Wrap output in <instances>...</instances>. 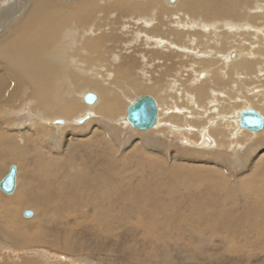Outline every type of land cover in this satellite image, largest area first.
Listing matches in <instances>:
<instances>
[{"label":"rangeland","instance_id":"obj_1","mask_svg":"<svg viewBox=\"0 0 264 264\" xmlns=\"http://www.w3.org/2000/svg\"><path fill=\"white\" fill-rule=\"evenodd\" d=\"M1 2L3 1L0 0V3ZM10 2L14 4L12 0H10ZM59 2L65 6V4H75L77 1L60 0ZM122 2H127V0H123ZM139 2H147V0H140ZM163 3L162 0L158 3L159 9L162 8ZM167 4H169L168 1ZM233 4L239 5L240 3H238L237 0H233ZM250 7L248 8L249 12L246 13V15L251 14L256 8L251 4ZM244 8L245 7H242V11H245ZM115 11L110 13L113 14L112 16L110 15V18H101L102 21H105L103 22L105 24L101 25L102 28L99 27L101 31L96 30V36H100L105 43H108V45L111 44V56L116 55L123 58L121 61L117 62L118 64H110L112 66L109 67V70L112 69L111 74H109V70L106 73L101 72V74H103L102 76L105 77V83L109 82V86L115 85V90L120 94L119 96L123 109L119 115L115 118H111L112 120L107 121L102 120L100 117L98 119L97 117H92L82 124L79 123V127H76V125L73 124V120L76 118H72L69 121L71 124L69 125V128L71 129L68 131H73L74 133L65 132L66 130L64 127L57 125L47 126L45 123V127H53V130L51 131L53 135L50 134V137L48 135L45 136L44 140L38 143L41 151L33 150L32 146H22L18 149V152L26 155L31 154V157H35L34 153L41 152L37 162L43 158H45L46 162L44 161L41 163L42 165L38 166V171L40 173L44 171L50 172L49 168L52 169V166L54 165L60 167H64L66 164L70 165V160L74 154L76 156L80 155L79 157H81L86 154V151H88L87 153L90 151L94 154L95 158L103 157V155L94 153L96 150H98V153H101V150L99 149L102 147L112 153L111 157H114V159L110 165L115 161L118 163L113 165V167L105 165V163L108 162L107 158H105L106 161H104V164L93 162V178L101 180L99 184H103V179L109 180V177L113 175L117 177L119 182H123L119 190L120 194H110L109 203L105 208L99 210L101 211L100 215L102 217L93 218L95 221L102 222L98 225L101 227L99 228V232L102 233V230L105 231L111 229L113 225L115 230H112L106 235L110 238L109 243L112 241L119 244L120 241H116L113 238L122 232V234L125 235L122 236V238H125L126 240L130 239L135 242H141L142 240L141 243L145 242L146 244H149L148 247L156 248L158 251L153 253L142 250L143 252L140 251L137 253V256H135L132 255L134 251L130 252L129 244H127L128 246L126 245L119 249L121 251L120 254L114 251L109 252L106 248L92 250V252L89 250L90 253L83 252L80 254H74L56 249L53 250L52 248L44 247V245H36L27 249L28 254L31 255L35 252L32 257H35L36 259L41 256L39 252L42 253V255L48 253L54 258L63 256L67 259H61L62 261L59 262L64 264H71L72 262H74L72 264H78L76 261L84 264H87L89 261H92L93 263L102 262L104 264H152V262L149 261L152 258L155 260H166V262L162 264H173V262L180 264L181 260H184L186 264H264V131L253 133L246 132L247 134H245L243 133L245 131H241V133L236 130L237 135L239 136L233 140H231L233 138L232 135H228V132L225 133L226 135H223V137L225 136L224 138L219 134L220 126L222 124L227 122H231L233 125L235 124L237 110H243L249 107L245 106L243 101L248 100L255 110L258 109L257 111L264 114V111H261L264 109V82H260L258 78L261 77L262 80H264V64L260 65L262 67L261 75L259 74L260 70L257 72L259 68L250 67L247 70L245 66L240 64V73L248 71L251 74L250 76L254 77L256 75L257 82L252 78L240 81V77L238 75H235V77L234 74L236 73L233 74L231 72V66H224V63L218 58L216 68L221 69L228 75L226 78H230V80H227V84L215 88L214 85L210 86L209 81L206 80L203 83L193 86L191 84L194 82V78H196L198 74L202 79V76L203 78L206 77V70L210 69L208 71L211 73L216 70L213 62L212 67H210V65L202 67L201 65L203 63L191 54L192 51H195L199 52V55L204 54V57L202 56L200 58L211 59V57L214 56L211 51L213 45L207 49L202 47L203 45L205 47L207 46L206 42H211L210 36L203 38L205 43L202 45L201 38L198 34H195L197 32L185 31V33H188L189 39L196 40L194 46L195 49L193 50L191 48L187 55L182 48V45L185 44L184 42L186 40L183 36L186 34H182L183 36L180 34V38L175 40L171 38L174 35L166 31L173 26L175 21L170 17L172 14L170 9L163 11L165 14L164 17L158 12H155L156 16L154 15V17L153 13L144 15L143 17L149 20L147 24H151L149 26L144 21H141L139 25H136L135 21L126 17L121 20V16H119L120 12L118 13ZM255 13L256 12H253L251 14V19L262 20L261 17L255 16ZM115 15H118L119 17H116ZM191 18L194 20L199 19L197 16H191ZM228 20H232L234 23L238 22L231 18H227V20L225 19L223 22ZM182 21L183 18L180 22L181 25L185 23V20L184 23ZM245 21L247 22L246 19ZM250 22L249 24L251 25L262 26V23L260 24L258 21L250 20ZM156 23L158 26H163V28L167 26L166 30L158 29V31H156L157 35L151 32L153 30L149 31L148 27H151L152 24ZM241 23H243V21ZM188 24L189 23H186V25ZM126 27L127 29H125ZM174 28H176V26H174ZM225 28L220 29L219 31L222 30V32L218 33V35H221L220 40L222 42V50L220 54H216V56H225L224 58L229 60V64H233L241 58L230 60L229 55H227L228 52L231 50H239L243 55V49L240 47V44L245 43L239 41V35L237 34L241 33L234 32L237 35L235 37L236 39H234L230 37L232 33L225 31ZM108 29L110 31H108ZM178 29L179 31L183 30L180 28ZM102 30L105 33H103ZM162 31L167 32L164 33L166 35H164ZM138 34H141V36ZM146 37L153 40H150L147 45L154 44L156 39L167 41L165 42V45L169 47V50L164 51L161 50L163 47H160L161 55H159V50L152 47L147 49L144 47L145 43L143 41ZM259 38L261 40V35ZM111 39L113 41H111ZM234 40H236V44L234 43ZM213 41L214 40H212V42ZM250 41L253 42V40ZM231 45H234V47L229 48ZM174 46H177L178 48L175 49ZM223 46L226 48L223 49ZM260 47L262 48V46ZM113 51H115V53ZM251 53L253 54L254 52L247 50L246 53H244V56L247 57L243 58V62L249 57H255L250 56L252 55ZM255 54L257 56L262 55L259 49L255 51ZM142 55L147 59L146 64L142 61ZM262 56H264V54ZM123 65L124 67H122ZM128 65L133 66L130 73L133 76H136V79L132 80L136 85L133 89L132 86L127 85V82L121 81L118 84H115L116 81L112 80V78L118 79V74ZM193 68L196 75L192 71ZM112 73H114L116 77ZM203 80L204 79H202V81ZM222 82L226 83L225 81ZM240 82H243V84L241 83L240 85ZM234 83L237 86L239 84L240 89L238 90L242 96L237 94L238 92L236 93L237 90L233 88ZM108 84L105 88L109 87ZM130 84L133 85L132 83ZM139 87L140 90H138ZM121 88L122 91L119 92ZM200 89H202L203 92L200 91ZM88 90H90L88 92L99 96V94L93 89ZM153 90L155 91L153 92ZM211 90L217 93L219 99L218 102H211L212 105L214 104L213 106L211 103H207L209 92H211ZM221 94H224V98ZM226 94H231V96L232 94L234 95L227 98ZM142 95L152 96L158 101V106L160 107L159 113L161 112V121L158 118L161 127L158 129L149 130L148 132L140 131L131 127L125 119L127 116L126 109L129 105L128 99H130L129 101H133ZM188 96L192 98H188ZM235 98L239 100L234 102L233 100H236ZM240 99H242V101ZM80 103L84 104V106L86 105L85 107H89L85 104L86 102L83 103V100H81ZM229 105L233 107L232 110L229 108ZM234 109H236V114ZM215 110H218V112H214ZM166 112V117H163ZM79 113H81L80 109ZM2 116H5V114L0 111V125ZM59 119H62V117ZM117 121H121L120 126L117 125ZM169 125L181 128L179 130L181 133L172 130ZM17 127L23 130L26 129V125ZM94 127H101L103 130H108L110 133L107 131V133L105 132L94 140L89 141L88 137L91 134V129ZM77 128L83 129L76 130ZM184 129H190V131ZM210 129H213V132ZM230 130L231 132H234L232 128H230ZM201 131H208L209 138L212 139L213 145L211 144L208 146L204 141V138H200L201 135H199V132ZM87 145L88 149H86ZM221 154L224 158L221 157ZM102 160H104V158H101V161ZM8 162L9 161H7L5 171L1 174V177L7 173L10 165L15 164L18 168V176L16 174V179L18 178V186H16L17 192L19 191L24 195H27L30 193L29 190L31 186H34L33 189L37 188L35 183L30 185L31 181L28 179V172L31 168L35 167L33 166L35 161L32 160L21 164L17 160H10V162ZM79 163V165H74L71 170L69 168L65 172H57L58 177H53L55 180H52L51 178V182L58 184L59 181L63 180L62 178L64 174H68L70 171L73 174H76L78 168H88L87 164H83V161H79ZM160 169L161 171L163 170V172H161ZM111 170L112 173L108 174ZM53 172L56 174L54 170ZM166 174L168 175L166 176ZM41 175L38 176V179L43 181L44 178H42ZM214 181H217V184H215ZM133 183L134 186L131 187L137 188V190L135 193L132 192V194L126 190L125 184L130 186L133 185ZM39 185L40 187L38 190L30 194V197L32 194H36L31 198H37V195L39 199L44 197L43 192H46L44 184L39 182ZM74 185V183H70V185L67 184L65 187L70 186V189L72 190L74 189ZM17 192L15 190L11 196H14ZM121 194L122 196H120ZM7 195L8 194L0 192V197H8ZM172 195L175 196V198H173ZM107 198L108 197H106V199ZM54 202H56V199H50L48 202L49 205L47 203L48 211H53L52 205ZM177 202L179 203L177 204ZM120 204L125 205L126 210L121 209ZM22 205L24 208H20V215H18L22 222L26 223L32 221L36 216H34V213L36 214L37 212L39 214V208H35L37 209L35 211L28 208L26 204ZM26 210L33 213L31 218L25 217L24 211ZM61 213L62 211L59 214ZM36 220L40 221L39 218ZM23 230L25 231L27 229ZM27 231L29 233V230ZM102 237L103 236L95 235L93 241L97 242V239ZM77 242L79 243L80 241L77 239ZM78 243L77 245L80 248V244ZM169 247L171 249H169ZM165 248H167V250H165ZM213 250L216 252L210 253ZM234 258L235 260L233 261ZM45 259L49 263L54 261L47 257H45ZM8 262L13 264L12 260Z\"/></svg>","mask_w":264,"mask_h":264},{"label":"bare ground","instance_id":"obj_2","mask_svg":"<svg viewBox=\"0 0 264 264\" xmlns=\"http://www.w3.org/2000/svg\"><path fill=\"white\" fill-rule=\"evenodd\" d=\"M2 1L3 2L0 3V19H1L0 22V111L4 113L5 116H2L1 125H0V184L4 180L6 175L9 173L12 166L15 167L17 171L16 174L18 176V168L15 166V164L14 165L12 164L8 167L7 173L3 177H1V174L5 171L7 161L10 162V160H17L21 164L33 160L35 161L33 165L35 167L31 168L30 171L28 172V179L31 181L30 185L32 183H35L37 185V188L33 189L34 186H31L29 190L30 193L27 195H24L22 192L19 191L17 192L16 189V186H18V178H17L16 186L14 189L16 190L17 193L14 196H11L15 192L14 191L12 194H8L7 195L8 197L6 196L0 197V264L3 262H4L3 264H11L10 262H8L10 260H12L13 264H64L59 261H62L61 259H67L63 256L54 258L48 253L46 254L43 253L44 255H42V253L40 252L39 254H41V256L38 259H36L35 257L33 258L32 255L35 252L29 255L27 249L32 248L36 245H44V247L52 248L53 250L56 249V250L65 251L66 253H74V254H80L83 252L90 253L89 250H91L92 252V250H96L100 248H106L109 252L114 251L120 254L121 251L119 249L129 244L130 252L134 251L132 255L137 256V253L142 250L156 253L158 249L148 247L149 244H146L145 242L141 243L142 240L141 242L138 241L135 242L130 239L126 240L125 238H122V236H125L124 234H122V232L116 235L115 238H113L116 241H120L119 244L112 241H111L112 243L111 242L109 243L110 238L109 236L106 235H108L109 232H111L112 230H115V228H113L114 226L112 225L111 229L105 231L102 230L101 233L99 232V228L101 227H99L98 225L102 222L95 221L93 219L94 217L97 218L102 217L100 215L101 211L99 210L101 208L102 209L105 208L106 205L109 203L110 194H115V193L120 194L119 190L123 182H119L116 176L113 175L109 177L110 178L109 180L103 179L102 180L103 184H99L101 180L97 178L94 179L92 173L93 162L104 164V161H106L105 158H107L108 162H106L105 165H110L114 159V157L113 158L111 157L112 153L103 149L102 147L99 149L101 150L100 151L101 153H98V150L94 151V153L98 155H103V157L95 158L94 154L90 151L89 153H87L88 151H86V154L82 155L81 157H79L80 155L76 156L74 154L70 160L71 163L70 165L66 164L64 167L54 165L52 166V169L49 168L50 172L48 171L42 172L41 169L42 173H40L38 171L39 168L38 166L42 165L41 163L45 161V158H43L42 160L37 162L39 156L41 155V152L34 153L35 157H31L32 156L31 154L26 155L19 153L18 149L21 148L22 146H32L33 150L41 151L40 145L38 143L42 142L45 136L48 135L50 137V134H52L51 131L53 130L52 129L53 127H48V128L45 127L44 125L45 123L47 124V126L57 125L64 127L66 131L64 129L63 130L65 132H73V131H68L69 129H71L69 128L70 127L69 125H71L69 121L72 118H76L75 120H73L74 121L73 124L76 125V127H79L78 126L80 125L79 121L82 120V118L89 117V119H91L92 117H97L98 119L100 117L102 120L105 121L112 120L111 118H115L116 116H118L121 110L123 109V105L121 104V99L119 96L120 94L115 90L114 88L115 85L109 86L108 84L109 82L105 83V77H103L102 76L103 74H101V72L106 73L110 69L109 67H112L111 66L112 64L117 63L118 61H121L123 59L120 58V56H116V55L111 56L110 54L111 44L108 45V43H105L100 36H96V32H97L96 30L101 31L99 27L105 24L103 23L105 21L101 20L102 17L110 18L113 15L110 13L116 10L115 12L118 13L120 12L119 16H121V20L126 17L130 20L135 21L136 25H139L141 21H144L146 24L149 21L148 19L143 17L144 15L153 13V17H154L155 12H158L160 15H162V17H164L165 14L163 13V11L170 9L172 11L170 17H172L173 20H175L173 26L170 27V29L166 30L167 26L163 28V26L161 25L158 26V24L156 23V24H152L151 27H148L149 31L153 30L151 32L156 34V31H158V29L166 30L170 34L172 33L174 35L170 37L175 40H178L180 38L179 36L180 34L181 36H183L182 34H186L183 37H185L186 40L184 43L187 45L185 44L182 45L183 46L182 48L187 55L190 52L191 48L193 50L195 49L194 46L196 40L191 38L189 39V35L188 33H185V31L197 32L195 34H198L199 37L201 38L202 45L205 43L203 38L210 36L211 42H206L207 43L206 47L204 45L201 46L207 49L213 45V47H211L212 48L211 51L213 52L214 56H212L211 59L200 58L202 56L204 57V54L199 55L198 54L199 52H195V51L191 52L193 57H195L196 59L198 58L199 61L203 63L202 65L200 64L202 67H204L205 65L207 66L210 65V67H212L214 63L215 64L214 68H216L218 58H220L219 60L224 63L223 64L224 66H231L230 67L231 72L233 74L236 73L234 74V76L238 75L241 78V79L239 78L240 81L250 78L256 81V77H255L256 75L254 77L250 76L251 74L248 71L240 73V64L245 66L247 70L250 67H257V69L259 68L257 70V72L260 70L259 74L262 71L261 70L262 67L260 65L264 64V56H262L264 54V6H263L264 0H237L238 3H240L239 5H234L233 0H177L175 1V3H172L171 0H162V2L164 3L161 9L158 8V3L161 0H147V2H139L140 0H127V2H122L123 0H76L77 2L75 4L68 3L69 5L65 4V6L64 4L62 5L59 2L60 0L59 1L12 0L14 4H12L10 0H5V1L2 0ZM70 1H75V0H70ZM167 1L169 2V4H167ZM171 3L174 5H172ZM250 4L256 7L255 10L253 11L256 12L255 13L256 15L255 14L253 15L261 17L262 20L251 19L252 17L251 14L253 12L252 13L250 12L251 14L246 15V13L249 12L248 8L250 7ZM242 7H245L244 8L245 11L244 10L242 11ZM191 16L192 17L197 16L199 17V19L194 20L191 18ZM182 18H183L182 21L183 23L185 20V23L183 25L180 24ZM227 18H231L238 22L234 23L232 20L223 22V20L225 19L227 20ZM245 19L247 20V22L245 21ZM250 20L258 21L260 24L262 23V26L259 27L256 25H251L249 24ZM242 21L243 23H241ZM186 23L189 24L186 25ZM147 25L149 26L151 24H147ZM156 26H158L159 28ZM174 26H176V28H174ZM178 28L183 30L179 31ZM222 28H225V31L231 32L232 34L230 37L234 39H236L235 37L239 35L238 36L239 41L241 43L243 42L245 43V44H240L241 45L240 47L243 49L242 51L243 55L239 50L238 51L231 50L228 52V54L226 52V54L229 55L230 60L241 58L240 60H238L233 64H229V60L225 59L224 58L225 56H221V55L216 56V54L217 55L220 54L222 50L221 49L222 42L220 40L221 35H218L219 32H222V30L219 31ZM125 29H127V27ZM110 30L108 29V31ZM234 32L235 33L239 32L241 34L236 35ZM164 33L167 32H163V34ZM138 35L141 36V34ZM260 35H261V40L259 38ZM147 37L144 38L145 40H143L146 45V46L144 45V47H146L147 49H150L152 47L159 50V53H160V47H163V49L161 50L164 51L169 50V47L165 45L166 44L165 42L167 41L162 39H156L154 44L147 45V43L151 40V38H147ZM246 39L253 40V42ZM212 40L214 41L212 42ZM111 41L113 40L111 39ZM235 41L236 40H234V43ZM260 46H262V48ZM233 47L234 45H231L229 48H233ZM174 48L177 49L178 47L174 46ZM225 48L226 47L223 46V49ZM196 49L200 51L198 48ZM257 49L260 50L262 55L257 56L255 54V51ZM247 50H250L251 52L253 51L254 53L253 54L251 53L252 55L250 56H255V57H249L243 62V58L247 57L244 56V53H246ZM113 52L115 53V51ZM159 55H161V53ZM141 58L142 61L146 64L147 63L146 57L142 55ZM124 65L122 67H124ZM132 67L133 66L128 65L126 68H124L118 74L119 75L118 79L112 78V80L116 81L115 84L124 81L127 82V85L132 86V89L133 87L135 88L136 85L133 83L132 80L136 79V76H133L130 73ZM111 70H109L110 71L109 74H111ZM208 70H206L205 73L206 77L203 78L202 76V79H204L203 81L198 74V76L194 78V82L191 85L195 86L197 84L203 83L206 80H208L210 86L214 85L215 88H217L226 85L227 80H230V78L228 79L226 78L228 75L219 68L218 69L216 68V70L213 69L215 70L213 73H211ZM192 71L196 75L194 68L192 69ZM258 78L260 82H264V80H262L261 77ZM222 81H225L226 83ZM129 82L135 86L131 85ZM241 83L243 84V82H240L239 84L241 85ZM107 84L109 87L105 88ZM239 84L237 86L234 83L233 88L237 90L236 91V93L238 92L237 94L241 95L238 90L240 89ZM88 89H93L100 96V97L97 96L98 97L97 101L93 105H88L87 103H85L84 97L88 93V91H90ZM138 90H140V87L138 88ZM121 91L122 88L119 90V92ZM154 91L155 90H153V92ZM200 91L203 92L202 89H200ZM221 95L222 97L224 96V94ZM226 95L227 98L231 96V94H226ZM233 95L234 94H232V96ZM189 97L190 96H188V98ZM79 100L80 101L83 100V103L87 104L89 107H85L86 105L84 106V104L80 103ZM129 100L130 99H128V104L131 105L135 99L134 100L132 99L133 101H129ZM237 100L239 99L233 101L235 102ZM240 100L242 101V99ZM214 101L218 102L219 99L217 97V93L211 90V92H209L207 103H211ZM243 102L245 106H249L247 109L249 108L254 109L251 106V103L248 102V100ZM129 105L127 106V109ZM229 108L231 110L233 109V107L230 105ZM79 109L81 110V113H79ZM234 110L236 114V109ZM240 111L241 110H237V114L235 115L234 125L231 122H227L220 126L219 134H221L222 137L223 135H226L225 133L228 132V135L229 134L232 135L233 138L231 140H233L239 136L237 135V131L239 132L245 131L243 132L245 134H247L246 132H251L250 130L241 128L239 121ZM261 111H264V109ZM214 112H218V110L217 111L215 110ZM166 115L167 112L163 115V117H166ZM160 116H161V112L158 113V118L161 121ZM60 117H62V120H64V123L62 124L57 123V121L60 120L59 119ZM63 118H65L66 120ZM160 121L157 120L155 127L152 128L151 130L158 129L159 127H161ZM120 122L117 121L116 122L117 125L120 126L121 125ZM21 125H26L25 127L26 129L23 130L17 127V126L20 127ZM169 127L176 132H179V130L181 129L174 125L173 126L169 125ZM83 128H77L76 130ZM230 128H232L234 132H231ZM184 130L190 131V129L188 130L184 129ZM210 130L213 132V129ZM107 131L108 130H103L101 127H96V128L94 127L93 129H91V134L88 137L89 138L88 140L92 141L95 138H97L99 135H102L105 132L107 133ZM208 134H209L208 131L199 132V135H201L200 138L202 139L204 138V141L208 144V146L211 144L213 145V141L212 139L209 138ZM86 149H88V145L86 146ZM222 154L221 157L224 158ZM101 158H104V160H102L103 162L101 161ZM79 161H83L84 165L87 164L88 168L87 169L78 168L76 174H73L71 171L68 174H64L62 178L63 180L59 181L58 184L51 182L52 180H55V178L53 177L55 176L58 177L57 172L58 173L65 172L69 168L71 170L74 165L80 164ZM115 162L109 167H113V165L118 164L117 162L116 163ZM53 170L55 171L56 174H54ZM161 172H163V170ZM109 173H112V170L108 172V174ZM40 175L42 176V178H44L43 181H40L38 179V176ZM167 175L168 174H166V176ZM39 182L44 184V188L46 190V192H43L44 197L39 199L37 195L36 196L37 198L34 197L31 198L32 196L36 195V194L34 195L32 194L30 197V194L32 192H36L40 187ZM70 183L75 184L74 189L72 190L70 189V186L65 187V185L67 184L70 185ZM214 183L217 184V181H214ZM125 186H126L125 187L126 190H128V192L130 193L132 192L135 193V191L137 190V188L131 187L134 186V183L133 185L130 186H128V184H125ZM0 192H3L1 188H0ZM120 196H122V194ZM106 197L108 198L106 199ZM173 198H175V196H173ZM50 199H56V202H54L52 205L53 207L52 212H50V210L49 211L47 210L48 209L47 203L50 201ZM178 203L179 202H177V204ZM22 204H26L28 208L33 209L35 211L37 210L35 208H39L40 210L39 214L37 212L36 214L34 213V216L35 215L36 216L32 221H28L26 223L22 222L18 217V215H20V208H24ZM125 205L120 204L121 209L126 210ZM26 211H24V215ZM61 211L62 213L59 214ZM38 218L40 219V221L36 220ZM23 229L29 230V233L27 230L24 231ZM95 235H100L103 237L97 239V242H95L93 241ZM77 239L80 241L79 243L77 242ZM77 243L80 244V248L77 245ZM169 249L171 248L169 247ZM165 250H167V248H165ZM215 252L216 251L213 250L210 253H215ZM45 257L49 259H53L54 261L49 263L45 259ZM234 260L235 258L233 259V261ZM149 261L152 262V264H158V263L162 264L166 262V260L163 261L155 260L154 258L150 259ZM76 263L84 264L77 261ZM100 263L104 264L102 262ZM100 263H93L92 261H89L87 264H100ZM173 264H176V262H173ZM180 264H186V263L184 262V260H181Z\"/></svg>","mask_w":264,"mask_h":264},{"label":"water","instance_id":"obj_3","mask_svg":"<svg viewBox=\"0 0 264 264\" xmlns=\"http://www.w3.org/2000/svg\"><path fill=\"white\" fill-rule=\"evenodd\" d=\"M172 3L175 0H171ZM85 102L88 105H93L97 101V96L88 92L85 97ZM126 120L129 125L140 131H148L155 127L158 120L159 106L155 98L149 95H142L137 97L127 109ZM89 117L79 121L84 123ZM240 126L243 129L251 132H260L264 130V116L255 109H243L240 111ZM58 124L64 123V120L57 121ZM16 169L14 166L10 169L4 180L0 184L1 190L6 194H12L16 186ZM33 216L31 211L25 212V217Z\"/></svg>","mask_w":264,"mask_h":264}]
</instances>
